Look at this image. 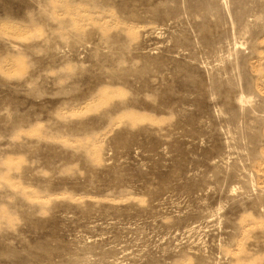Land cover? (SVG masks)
I'll return each mask as SVG.
<instances>
[{
  "label": "rangeland",
  "instance_id": "obj_1",
  "mask_svg": "<svg viewBox=\"0 0 264 264\" xmlns=\"http://www.w3.org/2000/svg\"><path fill=\"white\" fill-rule=\"evenodd\" d=\"M0 264H264V0H0Z\"/></svg>",
  "mask_w": 264,
  "mask_h": 264
},
{
  "label": "bare ground",
  "instance_id": "obj_2",
  "mask_svg": "<svg viewBox=\"0 0 264 264\" xmlns=\"http://www.w3.org/2000/svg\"><path fill=\"white\" fill-rule=\"evenodd\" d=\"M242 19H243V18H242ZM236 20H237V18H236ZM240 101H243V99L241 98Z\"/></svg>",
  "mask_w": 264,
  "mask_h": 264
}]
</instances>
